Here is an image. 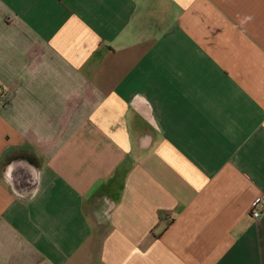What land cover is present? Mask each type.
Segmentation results:
<instances>
[{
	"label": "crops",
	"instance_id": "crops-1",
	"mask_svg": "<svg viewBox=\"0 0 264 264\" xmlns=\"http://www.w3.org/2000/svg\"><path fill=\"white\" fill-rule=\"evenodd\" d=\"M0 264H264V0H0Z\"/></svg>",
	"mask_w": 264,
	"mask_h": 264
},
{
	"label": "built area",
	"instance_id": "built-area-1",
	"mask_svg": "<svg viewBox=\"0 0 264 264\" xmlns=\"http://www.w3.org/2000/svg\"><path fill=\"white\" fill-rule=\"evenodd\" d=\"M261 208H262V204L259 201L254 204V208L252 212L254 218L261 217Z\"/></svg>",
	"mask_w": 264,
	"mask_h": 264
}]
</instances>
